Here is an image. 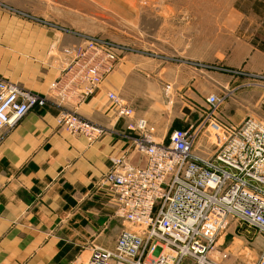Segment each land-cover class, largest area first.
<instances>
[{
  "label": "crops",
  "instance_id": "crops-1",
  "mask_svg": "<svg viewBox=\"0 0 264 264\" xmlns=\"http://www.w3.org/2000/svg\"><path fill=\"white\" fill-rule=\"evenodd\" d=\"M78 2L0 0V77L45 95L65 66L63 51L93 39L90 22L79 16ZM190 33L185 20L184 28L176 29L174 50L157 59L153 55L146 65L152 73L150 88L141 74L144 55L137 52L135 64L122 61L123 56L86 102L69 107L104 128L95 143L57 128V111L51 107L30 111L15 128L0 134V264H76L93 246H113V239L104 235L112 212L96 181L108 170L111 156L127 152L134 163L142 164L143 159L122 137L125 121L116 118L106 93L115 92L139 117L151 107L162 112L168 103L162 90H172L170 104L189 103L193 90L206 80L189 61L207 54L206 32L199 54L191 50ZM236 38L238 47L229 63L254 81L264 80V41L260 43L258 35ZM106 40L115 42L111 36ZM146 118L159 140L178 124L162 116Z\"/></svg>",
  "mask_w": 264,
  "mask_h": 264
},
{
  "label": "built area",
  "instance_id": "built-area-1",
  "mask_svg": "<svg viewBox=\"0 0 264 264\" xmlns=\"http://www.w3.org/2000/svg\"><path fill=\"white\" fill-rule=\"evenodd\" d=\"M64 67L45 95L0 77V134L15 128L32 110L55 107L56 127L93 144L104 128L71 112L86 102L103 79L115 71L113 47L88 40L63 51ZM106 99L117 119L125 121L122 137L131 152L110 157L96 188L109 194L121 229L111 248L93 246L86 264H217L211 256L228 218L264 237V124L245 118L240 124L216 119L224 97L210 94L208 113L198 126L175 128L164 140L155 128L113 91ZM204 124L213 146L211 156L194 152ZM253 264H264V248Z\"/></svg>",
  "mask_w": 264,
  "mask_h": 264
},
{
  "label": "rangeland",
  "instance_id": "rangeland-1",
  "mask_svg": "<svg viewBox=\"0 0 264 264\" xmlns=\"http://www.w3.org/2000/svg\"><path fill=\"white\" fill-rule=\"evenodd\" d=\"M78 4L79 16L91 24L93 40L110 45L106 38L111 36L115 41L110 46L117 53V64L123 56L122 61L135 64L136 53L144 55L145 71L141 74L146 78L147 88L151 87L152 73L147 72L150 67L146 65L151 64L153 55L157 59L158 54L166 56L169 48L174 50V43L178 40L176 29L184 28L185 20L191 28L193 52L199 54V41L206 32V56L200 60L197 55L188 64L206 77L202 86L193 90L190 102L185 105L170 104L168 97L173 94L172 90H162L167 105L163 106L162 112L151 107L143 116L146 120L148 115L176 120L178 124L171 130L180 126L196 127L208 113L206 97L215 94L224 97L217 120L238 125L249 117L264 124V80L254 81L247 77V72L232 67L228 61L238 47L236 36L250 38L258 35L263 43L264 33L259 31L264 28V0H79ZM180 32L178 35L183 42V31ZM169 38L172 39L170 47ZM45 107L58 110L48 104ZM208 131L207 124H204L194 144V152L203 157L211 156L213 151ZM105 195L112 212V224L104 235L114 242L119 228L130 227L115 216L114 202L109 194ZM263 248L264 237L260 233L228 218L217 236L211 256L217 264H253ZM88 258L89 253L76 264H86Z\"/></svg>",
  "mask_w": 264,
  "mask_h": 264
}]
</instances>
